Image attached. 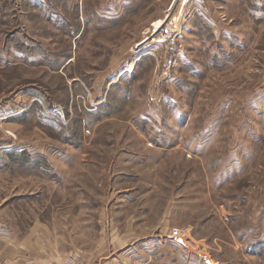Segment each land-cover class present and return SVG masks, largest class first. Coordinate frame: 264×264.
I'll return each instance as SVG.
<instances>
[{"label":"rangeland","instance_id":"1","mask_svg":"<svg viewBox=\"0 0 264 264\" xmlns=\"http://www.w3.org/2000/svg\"><path fill=\"white\" fill-rule=\"evenodd\" d=\"M35 222L80 264H264V0H0V224Z\"/></svg>","mask_w":264,"mask_h":264},{"label":"crops","instance_id":"2","mask_svg":"<svg viewBox=\"0 0 264 264\" xmlns=\"http://www.w3.org/2000/svg\"><path fill=\"white\" fill-rule=\"evenodd\" d=\"M29 228L19 237V231L17 235L12 227L0 224V264H80L81 257L65 252L49 227L35 222ZM84 259V264L91 263L88 256Z\"/></svg>","mask_w":264,"mask_h":264},{"label":"bare ground","instance_id":"3","mask_svg":"<svg viewBox=\"0 0 264 264\" xmlns=\"http://www.w3.org/2000/svg\"><path fill=\"white\" fill-rule=\"evenodd\" d=\"M166 22H167V20L165 21L164 19H157V20H155L152 23V25H151L150 36H148L147 38L145 37V39L143 41H141L139 44H144L151 36H153L160 29H162L164 27V25L166 24Z\"/></svg>","mask_w":264,"mask_h":264},{"label":"trees","instance_id":"4","mask_svg":"<svg viewBox=\"0 0 264 264\" xmlns=\"http://www.w3.org/2000/svg\"><path fill=\"white\" fill-rule=\"evenodd\" d=\"M10 155H13V154H10ZM13 156H16V154H14Z\"/></svg>","mask_w":264,"mask_h":264}]
</instances>
